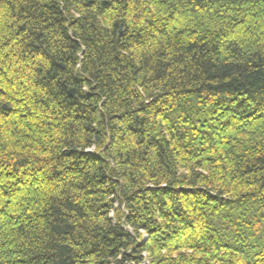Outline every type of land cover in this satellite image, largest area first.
I'll return each instance as SVG.
<instances>
[{"label":"trees","instance_id":"obj_1","mask_svg":"<svg viewBox=\"0 0 264 264\" xmlns=\"http://www.w3.org/2000/svg\"><path fill=\"white\" fill-rule=\"evenodd\" d=\"M0 264H264V0H0Z\"/></svg>","mask_w":264,"mask_h":264},{"label":"water","instance_id":"obj_2","mask_svg":"<svg viewBox=\"0 0 264 264\" xmlns=\"http://www.w3.org/2000/svg\"><path fill=\"white\" fill-rule=\"evenodd\" d=\"M68 92H69V93H71L72 91H71V90H69Z\"/></svg>","mask_w":264,"mask_h":264}]
</instances>
